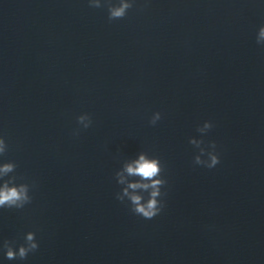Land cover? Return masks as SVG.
Listing matches in <instances>:
<instances>
[{
  "label": "clouds",
  "instance_id": "clouds-1",
  "mask_svg": "<svg viewBox=\"0 0 264 264\" xmlns=\"http://www.w3.org/2000/svg\"><path fill=\"white\" fill-rule=\"evenodd\" d=\"M89 6L94 8L102 7L101 0H89ZM133 7L131 0H118L117 4L108 5V19H122L127 15L130 8ZM257 44L264 45V26L258 29L256 36ZM161 119V114L155 112L150 124L155 125ZM77 124L87 129L91 126L92 120L90 115L81 114L77 117ZM213 127L212 123L205 121L197 131L201 134L206 133ZM80 128L74 130V135H79ZM191 144L199 148V154L194 157V163L204 165L208 168H213L219 163V156L215 151V143H211L206 151L201 147L203 140L195 138L190 139ZM8 151V145L3 137H0V157H3ZM207 155L208 159H202V156ZM17 165L14 162H4L0 164V209L17 208L22 209L25 205L31 203L30 186L27 183L17 184V177L12 175L16 170ZM162 165L158 157H149L147 153L141 152L139 158L131 163H125L115 173L117 183L122 185L121 192L117 193L116 198L120 201L127 199L131 205V211L134 214L142 216L145 219H153L163 208V202L160 197L163 195L161 188L166 184V180L162 178ZM125 173L130 177H137L134 182L127 183L125 186ZM131 190V191H130ZM139 190V194L137 192ZM144 193H147L145 198ZM39 247L34 232H28L25 235L24 243L18 247V250L12 243L5 241L3 248L5 256L8 260L27 258L30 252H34Z\"/></svg>",
  "mask_w": 264,
  "mask_h": 264
}]
</instances>
